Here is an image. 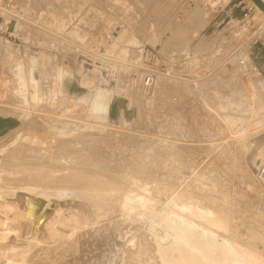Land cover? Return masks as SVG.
<instances>
[{"label":"rangeland","instance_id":"1","mask_svg":"<svg viewBox=\"0 0 264 264\" xmlns=\"http://www.w3.org/2000/svg\"><path fill=\"white\" fill-rule=\"evenodd\" d=\"M17 1L16 10L29 6L23 17L36 26L25 22L24 32H18L11 17L10 31L26 41L30 28L39 48L32 56L11 38L5 46L8 37L0 31V109L21 118L16 129L0 137V264H234L230 246L264 264V178L255 170L264 153V78L253 72L256 87L246 86L239 59L229 58L251 32L235 30L237 19L228 24L225 14L212 13L206 0ZM247 3L254 23L261 25L258 5ZM195 8L202 11L201 27L187 24ZM242 14L238 8L236 15ZM8 20L0 9V24ZM203 43L207 46H198ZM250 45L243 50L249 61ZM193 56L195 66L205 69L197 79L212 73L196 84L188 70L175 69L177 60ZM39 62L45 71H68L71 81L63 73L58 81L53 77L52 85L49 80L48 88ZM98 88L109 91L106 115L91 111ZM82 163L101 177L103 187L96 192L102 199L107 193L105 203L100 196L98 203L93 198L96 205L72 193L82 186ZM197 177L204 181L203 191L197 185L200 194L212 205L218 202L215 207L191 197ZM115 184L126 191L113 189ZM27 193H51L58 203L79 198L86 208L64 206L46 226L51 230L43 226L46 233L38 232L37 242L28 245L26 239L21 243L27 249H15L13 244L24 238L20 210ZM182 201L192 204L191 219L213 231L203 239L214 245L198 242L205 259L174 239L168 209ZM206 210L213 212L212 221ZM195 230L201 233L202 225Z\"/></svg>","mask_w":264,"mask_h":264},{"label":"bare ground","instance_id":"2","mask_svg":"<svg viewBox=\"0 0 264 264\" xmlns=\"http://www.w3.org/2000/svg\"><path fill=\"white\" fill-rule=\"evenodd\" d=\"M264 1V0H263ZM18 1L17 0H4L3 1V4L0 6V8L1 9H3V10H5V11H12V10H14V8L16 7V6H19V5H16L15 6V4H18L17 3ZM28 2V1H27ZM1 3H2V1H1ZM25 3V2H24ZM21 5V4H20ZM27 5H29V4H27ZM23 7H25L26 9H27V7H29V6H24V5H22ZM258 8V10L262 13V17H264V11L258 6L257 7ZM30 9V8H29ZM28 9V10H29ZM262 10V11H261ZM199 11H201V10H199L198 8H195V9H193L191 12H190V14L189 15H187V24H190V25H192V26H200L201 24H202V22H203V18L201 17L200 18V16H199ZM3 12V11H2ZM202 12V11H201ZM200 12V13H201ZM4 13V12H3ZM260 16V15H259ZM206 18V17H205ZM186 20H184L185 22H186ZM206 20V19H205ZM170 24H174V22H172V23H170ZM176 24V23H175ZM181 24H184V22L182 23L181 22ZM186 23L184 24L185 26L187 25ZM184 25H181V26H179L180 27V29L182 30V28L184 27ZM189 25V26H190ZM176 26V25H175ZM174 26V27H175ZM177 26V27H178ZM188 26V25H187ZM201 27V26H200ZM184 29V28H183ZM187 29V28H186ZM201 29V28H200ZM174 30H176V27H175V29ZM173 30V31H174ZM188 30H190V29H188ZM187 30V31H188ZM177 31V30H176ZM180 30H178L177 32L178 33H180L179 32ZM173 33H176V32H173ZM178 33H176V34H178ZM187 33V32H186ZM42 34V33H41ZM184 33L182 32V35H183ZM181 35V34H180ZM184 35H186V34H184ZM183 35V36H184ZM182 36V37H183ZM181 37V38H182ZM47 38V37H46ZM178 38V37H177ZM157 41V40H156ZM247 56H248V54H246ZM245 55V56H246ZM246 56V57H247ZM230 59L231 60H235L236 59V57H230ZM36 58H33V63H35L36 62ZM239 62H240V60H239ZM38 63V62H37ZM39 63H41V62H39ZM42 64V63H41ZM40 65V64H39ZM46 66V65H45ZM45 66L42 64V69H41V67L39 66V69L40 70H42L41 72L46 76V79H47V84L48 83H50L49 82V80L51 81L52 79H53V77H56L55 79H57V81L59 80L58 79V77L60 78V76L63 74V73H66L69 77H70V81H71V74L68 72V71H66V70H64V69H61V68H56V70L55 71H52V70H46L45 71ZM37 67H35L34 69H36ZM34 71V70H33ZM45 71V72H44ZM22 68H19V74H20V76H21V82H23V85L25 84V82L23 81L24 80V78L22 77ZM3 79V78H2ZM34 80H35V78H33ZM244 80H245V82L247 83V85L246 86H248V83L250 82L251 83V85H253L254 87H256V85H255V83H254V80H253V77L251 76V74L250 75H248V74H244ZM69 81V82H70ZM5 82V81H4ZM35 82L37 83V81L35 80ZM52 82L53 81H51V85H52ZM60 82H61V84H63V79H62V81H61V79H60ZM244 82V83H245ZM6 83V82H5ZM58 84V83H57ZM50 84H48V88H50V86H49ZM37 86V85H36ZM44 87V86H43ZM46 88V87H45ZM45 88H43L44 90H43V93H44V91L46 90V92H47V89H45ZM52 88V87H51ZM45 92V93H46ZM108 90H105V89H101V88H98V90H97V92H96V94H95V99L93 100L94 102H93V104H92V106L93 107H91V111L93 112V113H95V114H99V115H102V114H107L108 113V105H107V97H108ZM44 93V94H45ZM35 96V95H34ZM210 98V97H209ZM212 102V101H211ZM70 110H71V108H70ZM67 111H69V108H66V110L64 111V112H67ZM70 112V111H69ZM63 117H65L64 119L66 120V118H72V117H66V116H63ZM230 119H233L234 117H232L231 115H230ZM67 120H69V119H67ZM71 122L73 121V120H70ZM70 121H66V124H71V122ZM224 122V121H223ZM229 122V121H228ZM65 124V123H64ZM224 124V123H223ZM233 124V123H232ZM229 127V126H228ZM231 129V128H230ZM17 155H15V157H16ZM84 157V156H83ZM85 158V157H84ZM18 160V159H17ZM85 160H87V159H85ZM106 160V159H105ZM258 161H259V159H258ZM78 162V161H77ZM94 162V161H93ZM105 162H107V161H105ZM25 163V162H24ZM22 165H23V163H21ZM80 164V163H79ZM93 164H95V163H93ZM92 164V165H93ZM30 165V164H29ZM91 165V166H92ZM82 166H83V168H82V172H81V174H80V176H81V182H82V186L78 189V191L75 189H72V193L73 194H75L76 196H78V197H80V195L82 194V195H84L85 196V198L86 197H88L90 200H92L93 198L94 199H96L97 200V203L99 202V196L101 197V195H98L97 194V192H96V190H98L99 191V189L101 188V187H103V181L100 179V178H98V176H96L95 177V175L92 173V171L91 172H87L88 170H86V169H84V168H90V166L88 165H84L83 163H82ZM81 166V167H82ZM96 167L98 166V164H96L95 165ZM93 167H94V165H93ZM92 168V167H91ZM92 170H93V168H92ZM199 170V169H198ZM204 170V169H203ZM200 173V172H199ZM211 173V172H210ZM195 174V173H194ZM128 175V174H127ZM193 175V174H192ZM197 175V174H196ZM201 175V174H200ZM105 176V175H104ZM198 176V175H197ZM211 176V175H210ZM109 177V176H108ZM107 176H106V178H108ZM124 177V176H123ZM129 177V176H128ZM183 178L184 177H186V176H182ZM199 177V176H198ZM194 178L193 179V182H194V186H193V188L195 187L196 189L194 190V191H192L193 189L189 186V184L188 183H186L187 185H188V187H190L191 188V197H193L194 198V200L196 199V198H198L200 201H203L204 203L205 202H208V200H209V198L208 197H206V195L205 194H200V188H199V186H197L198 184L199 185H202V187H201V189L203 188V183L202 182H204V181H200L201 179L200 178ZM133 178H135V177H133ZM166 178V177H165ZM193 178V177H192ZM211 178V177H210ZM186 178H184V180H185ZM110 180V179H109ZM113 180V179H112ZM126 181H127V179H125ZM165 180V179H164ZM106 181H107V179H106ZM113 181H116V180H113ZM186 181H188V180H186ZM190 181V180H189ZM110 182V181H109ZM117 182H119V180H117ZM183 182H185V181H183ZM192 182V181H191ZM191 182H190V185H191ZM112 183V182H111ZM116 183V182H115ZM120 183H123L122 181L120 182ZM131 183H133V182H131ZM168 183V182H167ZM181 183H182V181H181ZM109 184V183H108ZM157 184V183H156ZM113 185H114V183H113ZM116 185V184H115ZM165 185H167V184H165ZM182 185V184H181ZM207 185V184H206ZM205 185V186H206ZM30 186V185H29ZM33 186V185H32ZM41 186V185H40ZM104 186H106L105 185V182H104ZM109 186H110V184H109ZM130 186V185H129ZM129 186H127V187H129ZM159 186V185H158ZM184 186V185H183ZM192 186V185H191ZM34 187V186H33ZM42 187V186H41ZM113 187V186H112ZM118 186L116 185V187H113V189H115V188H117ZM164 187V186H163ZM167 187H168V185H167ZM178 187V186H177ZM179 187H180V185H179ZM184 187H186V186H184ZM47 188V187H46ZM46 188H45V190H46ZM110 188H111V186H110ZM110 188H108V187H106V189H110ZM122 188V187H121ZM120 188V189H121ZM173 188H175V187H173ZM180 188H182V187H180ZM204 188H206V187H204ZM207 188H209V187H207ZM19 189V188H18ZM28 189V188H27ZM30 189V188H29ZM62 189V188H61ZM60 189V190H61ZM105 189V188H104ZM104 189H102V190H104ZM112 189V188H111ZM119 189V187H118V190H120ZM176 189H179V188H176ZM183 189V188H182ZM185 189V188H184ZM21 190L23 191V194L25 195L26 193H24L25 191L24 190H26L25 189V187L23 188H21ZM32 190H34V189H32ZM40 190V189H39ZM44 190V191H45ZM118 190H117V192H118ZM121 190H123V189H121ZM173 190V189H172ZM175 190V189H174ZM181 190V189H180ZM187 190H188V188H187ZM190 190V189H189ZM189 190H188V192H189ZM41 191L43 192V189H41ZM52 191V190H51ZM58 191V190H57ZM101 191V190H100ZM106 191V190H105ZM109 191V190H108ZM107 191V192H108ZM123 191H126L125 189L123 190ZM156 191V190H155ZM181 191H183V190H181ZM201 191H203V189L201 190ZM26 192H28V191H26ZM47 192V191H46ZM45 192V193H46ZM61 192H64L65 193V189H64V191H61ZM163 192V191H162ZM172 192V191H171ZM170 192V193H171ZM174 192V191H173ZM179 192V191H178ZM204 192H205V190H204ZM29 193H31L30 191H29ZM48 193V192H47ZM98 193H100V192H98ZM175 193V192H174ZM180 193V192H179ZM185 193V192H184ZM173 194V193H172ZM190 194V193H189ZM189 194H187V195H189ZM42 195H44V194H41L40 193V196H38V197H40L41 198V196ZM50 195H51V193H50ZM50 195H48L47 197H46V195H45V197H43L42 199H40V198H38V197H34V196H31V194L29 195L28 193H27V197H26V199H25V201H26V205H24V206H21V212L23 213V231H24V233H23V239H20L19 241H18V244L19 245H14L13 244V247L16 249L17 247H19L18 249H24V248H26V246L27 245H24V246H22V243L21 242H24L25 243V241H26V239L28 240L27 241V244L28 245H30V244H32L33 242H35L36 240H39V237H37L36 236V234L39 236V234H38V232H41V233H44V232H42V227L43 226H48L49 224H51V222H52V220L54 219V217L56 218L57 217V213H58V215H59V212L61 213V211L64 209V206H66V205H68V204H71V207H76V206H80L82 209L84 208H86V206L85 205H83L84 203L81 201V199H79V198H75L74 197V199L72 198V200L70 199V197H69V200H71V202L69 203V201H67V202H65V201H60L59 203L58 202H55V197H53V196H50ZM64 195V194H63ZM106 195H107V193H106ZM106 195L105 196H103V199H102V197H101V199H102V201H104V203H105V200H106V198H105V200H104V197H106ZM113 195V194H112ZM111 195V196H112ZM122 195V194H121ZM170 195V194H169ZM183 195V194H182ZM186 195V194H185ZM110 196V195H109ZM173 196H174V194H173ZM211 196H212V194H211ZM226 196V195H225ZM114 197L115 198H117L115 195H114ZM121 197V196H120ZM136 197V196H135ZM171 197V196H170ZM169 197V198H170ZM176 197V199H178V196H174V198ZM179 197H182L181 196V193H180V196ZM184 197V196H183ZM46 198H48L49 200H47ZM52 198V200H50ZM82 198V197H81ZM107 198H108V195H107ZM172 198V197H171ZM187 198V197H186ZM190 198V197H189ZM58 199V198H57ZM61 199V198H60ZM68 198H66V200H67ZM93 199V200H94ZM118 199H120V200H122L123 199V197H121V198H119L118 197ZM117 199V200H118ZM167 199H168V196H167ZM65 200V199H64ZM83 200V199H82ZM92 200V201H93ZM96 200H94V203L96 204ZM113 200V199H112ZM114 200H116V199H114ZM175 200V199H174ZM180 199H178L177 201H179ZM184 200H186V199H184ZM190 200V199H189ZM191 200H193V199H191ZM193 200V201H194ZM198 200V201H199ZM212 200V199H211ZM210 200V201H211ZM217 200V199H216ZM222 200H223V198H222ZM4 201V200H3ZM56 201H58V200H56ZM84 201H86L85 199H84ZM89 201V200H88ZM101 201V202H102ZM187 201V200H186ZM197 201V202H198ZM213 201V200H212ZM215 201V200H214ZM213 201V202H214ZM87 202V201H86ZM90 202V201H89ZM101 202H100V204H101ZM166 202V201H165ZM168 202V201H167ZM166 202V203H167ZM197 202L195 203L196 205H198L199 204V202H198V204H197ZM212 202V203H213ZM191 203V202H190ZM211 203V202H210ZM209 202H208V204H210ZM216 203H218V202H216ZM215 203V204H216ZM90 204V203H89ZM95 204H94V207L93 208H96L95 207ZM103 204V203H102ZM165 204V203H164ZM215 204L214 205H212V204H210V205H212L213 207H215ZM92 205V204H91ZM96 205H98V204H96ZM104 205V204H103ZM116 205V204H115ZM192 204H190V205H187L186 203H184V201H182V203H180V204H178L177 203V207H172V208H170V209H168L169 210V215L170 216H168V218H169V220H170V222H171V227H175L176 228V231H175V241L176 242H182V243H184L185 245H187V246H189L192 250H194V251H197L199 254H201V256L205 259V258H207V256L205 255V254H203L202 252H201V249H200V247H198V242H200V241H203V243L205 244V245H208V246H211V245H214L213 243H211L210 241H207V240H205V239H203L204 238V235L207 233V232H209L210 231V233H213V231L211 230V228H210V225L209 224H198V222L197 221H195V219H191L189 216H193V215H195V212L192 210V206H191ZM200 205H202L201 203H200ZM203 205H205L206 206V203L205 204H203ZM218 206H219V204H217ZM53 206V207H52ZM69 206V205H68ZM93 206V205H92ZM112 206V205H111ZM110 206V207H111ZM117 206V205H116ZM122 206H123V204H122ZM166 206V205H165ZM164 206V207H165ZM168 206V205H167ZM167 206L165 207V208H167ZM194 206V205H193ZM207 206H209V205H207ZM212 206L210 207V208H212ZM217 206V207H218ZM73 207V208H74ZM79 207V208H80ZM100 208H102V205L101 206H99ZM104 207V206H103ZM106 207V206H105ZM220 207V206H219ZM226 207V206H225ZM118 208V207H117ZM208 208V207H207ZM66 209V208H65ZM64 209V210H65ZM212 209H214V208H212ZM211 209V210H212ZM220 209V208H219ZM94 210H96V209H94ZM102 210H103V208H102ZM106 210V209H105ZM109 210H110V208H109ZM211 210H206V211H208V215H209V221H212L213 220V212L211 211ZM215 210H218V209H215ZM226 210V209H225ZM83 211V210H82ZM84 211H86V210H84ZM83 211V212H84ZM88 212H90V210L88 209ZM96 212H97V210H96ZM55 213V214H54ZM106 213V212H105ZM120 213V212H119ZM219 213V212H218ZM218 213H215L214 215H216V214H218ZM101 214V213H100ZM219 215V214H218ZM217 215V216H218ZM158 216V215H157ZM204 216V215H203ZM216 216V217H217ZM221 216V215H220ZM101 217V216H100ZM217 218H219V217H217ZM222 217H220V219H221ZM54 220H56V219H54ZM53 220V221H54ZM221 220H223V219H221ZM227 220V219H226ZM157 221V220H156ZM54 224V223H53ZM200 225H202V231H200L201 233H198L196 230H195V228H197V226H200ZM46 228H49V227H46ZM54 228V227H53ZM50 229V228H49ZM56 229V228H55ZM44 230V229H43ZM51 230V229H50ZM48 231V230H47ZM55 231V230H54ZM51 232V231H50ZM46 233V232H45ZM57 233V232H56ZM42 235H44V234H42ZM170 236V235H169ZM44 237V236H43ZM149 237V236H148ZM171 237V236H170ZM22 238V237H21ZM40 238H42V237H40ZM172 238V237H171ZM170 238V239H171ZM229 238V237H228ZM25 239V240H24ZM141 239V238H140ZM203 239V240H202ZM14 240V239H13ZM17 239H15V241H16ZM139 240V239H138ZM166 240V239H165ZM41 241V240H40ZM49 241V240H48ZM47 241V242H48ZM37 242V241H36ZM39 242V241H38ZM163 242V241H162ZM149 243V242H148ZM161 243V242H160ZM43 244V243H42ZM227 242H224L223 243V246H227ZM12 245V244H11ZM50 246V245H49ZM12 247V248H13ZM148 247V246H147ZM236 247V246H235ZM11 248V247H10ZM7 249V248H6ZM20 249V250H21ZM27 249V248H26ZM242 249V248H241ZM25 250V249H24ZM159 250V249H158ZM244 250V249H243ZM238 251V250H237ZM228 253H232L233 255H234V264H246V263H251V264H261V263H257L258 261H253L251 258H250V256L248 255V254H246V253H243V254H238V253H236L235 251H234V249H233V247H231L230 246V248H229V250L227 251ZM143 254V253H142ZM178 254V253H177ZM254 255V254H253ZM149 256V255H148ZM255 257H257V256H255ZM259 258V257H258ZM152 260V259H151ZM256 260H257V258H256ZM162 261V260H161ZM264 261V260H263ZM154 264V263H153Z\"/></svg>","mask_w":264,"mask_h":264},{"label":"built area","instance_id":"3","mask_svg":"<svg viewBox=\"0 0 264 264\" xmlns=\"http://www.w3.org/2000/svg\"><path fill=\"white\" fill-rule=\"evenodd\" d=\"M206 3L210 7L212 13L216 15L225 14V19L228 18L229 20L228 24L234 18H236L238 22V26H236L235 30H238L240 32H243L244 30H248L249 32H251L250 35L245 40H243L229 54V58L237 57L240 60V66H241L242 73H246L248 75L251 74L252 76L253 72H259V67L257 64H255L252 61L246 60L243 57V50L246 45L250 43L252 44L253 42H257L261 40L262 38H264V22L261 25L254 23V16L251 13L252 8L248 6L245 0H206ZM254 4L255 6L257 5L255 2ZM16 8L17 7H15L14 10L12 11H5L0 8L3 12H6V15L9 18L8 22L10 21L11 17H14V19L17 21L16 24L18 25V27L16 31L24 32V29H22V27L25 25V22L36 26L33 22H29L28 19L23 17L27 13V9L25 7L20 6L17 10ZM238 8H240L243 11L242 15H236V10ZM9 25H10V22L8 23V25L0 24L1 34L8 37L7 39H5L4 45L7 46V43L8 41H10L9 39L11 38L12 40L17 41L15 45H17L21 50L25 51L26 53L32 56L38 54L39 47L36 44L35 37H33L31 34L30 28L27 30V35H26L28 36V39H26V41H23L21 40V37L19 36L21 35L20 33L16 35L10 31ZM231 28H234L233 25L231 26ZM42 29H45V28H42ZM45 31L49 32L51 36L54 35L55 37H57V39L59 38V41L64 40L69 45L78 46V44H76L74 41L69 43L67 42V39L60 37L59 35L52 32L51 30L45 29ZM147 83H149V80L147 81ZM255 170L259 178H264V153H263V156L260 157L259 161L256 163Z\"/></svg>","mask_w":264,"mask_h":264},{"label":"crops","instance_id":"4","mask_svg":"<svg viewBox=\"0 0 264 264\" xmlns=\"http://www.w3.org/2000/svg\"><path fill=\"white\" fill-rule=\"evenodd\" d=\"M247 3V0H245ZM248 4V3H247ZM206 31V29H205ZM207 32V31H206ZM199 47L207 46L206 44H200ZM249 54L251 56V61L258 65L259 75L264 78V38L257 42H253L249 48ZM195 56L188 59H179L175 63L176 70H188L187 76L189 80L200 81L202 79L208 78L212 73L203 72L204 78L197 79V73L201 70L200 67L195 66ZM21 124L20 116H17L13 113H9L7 109H0V137L6 136L16 129Z\"/></svg>","mask_w":264,"mask_h":264},{"label":"water","instance_id":"5","mask_svg":"<svg viewBox=\"0 0 264 264\" xmlns=\"http://www.w3.org/2000/svg\"><path fill=\"white\" fill-rule=\"evenodd\" d=\"M263 11H264V1L263 0H253Z\"/></svg>","mask_w":264,"mask_h":264}]
</instances>
